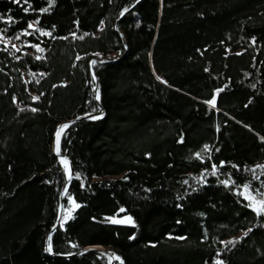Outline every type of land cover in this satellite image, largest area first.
Instances as JSON below:
<instances>
[{"label": "trees", "instance_id": "16d2710c", "mask_svg": "<svg viewBox=\"0 0 264 264\" xmlns=\"http://www.w3.org/2000/svg\"><path fill=\"white\" fill-rule=\"evenodd\" d=\"M0 17V264H264L241 191L264 197V0H0ZM58 154L79 207L53 228Z\"/></svg>", "mask_w": 264, "mask_h": 264}, {"label": "snow or ice", "instance_id": "6c2138e0", "mask_svg": "<svg viewBox=\"0 0 264 264\" xmlns=\"http://www.w3.org/2000/svg\"><path fill=\"white\" fill-rule=\"evenodd\" d=\"M13 2L19 3V0H13ZM28 10H29L28 8L24 9L25 12H27ZM39 11L43 12V11H47V9H40ZM2 18L3 17H0V19H2ZM11 19H12L11 17H8V20L11 21ZM32 26H33L32 23H29V27H32ZM93 63H95V62H93ZM93 79L95 80V76H93ZM157 79H160V77H157ZM217 91H220V90L218 89ZM33 99H38V97H33ZM97 99H99V96H97ZM214 100H215V98L213 97V100L206 101V103L213 104ZM65 127H67V124H63V125L59 126V128L57 130V137H59L60 129L65 128ZM205 148H207V145H205ZM63 159L64 158H62V160ZM221 163H224V162L222 161ZM260 167H264V166H260ZM213 168L215 169V165H213ZM65 171L66 172L68 171L66 161H65ZM225 183H227V182H225ZM247 187H248L247 185L244 186L246 199L252 201V203H249L248 207L252 208L254 211H256L257 214L264 213V200H255L254 197H252L251 195H247ZM61 195H64V193H61ZM68 199H69V203L72 205V207L68 210V214L65 216V219H67L68 216L71 215L72 210H74L76 207H79V205L75 203V201L72 199V197H68ZM108 219L111 220L112 218L109 217ZM112 222L113 223H126V224L134 223V221L132 220V218L130 216L125 217L123 220H113ZM46 251H51V247L49 246L48 248H46ZM112 257H114L117 260L120 259V257L115 256V254H112ZM121 264H122V262H121ZM217 264H223V262L218 261Z\"/></svg>", "mask_w": 264, "mask_h": 264}, {"label": "water", "instance_id": "95a60500", "mask_svg": "<svg viewBox=\"0 0 264 264\" xmlns=\"http://www.w3.org/2000/svg\"><path fill=\"white\" fill-rule=\"evenodd\" d=\"M118 21H119V18H117L116 22H115V29H117V24H118ZM96 62H99V61H96ZM91 66L93 67V62H91ZM96 90H97V80L95 82V85H94V96L96 95ZM215 100H214V103L211 104L212 106H215L216 105V97L214 96ZM96 100V98H95ZM213 100V98L211 99ZM96 102L98 103V101L96 100ZM98 106H99V110L97 112H94V113H90L88 114L86 117H93V116H97V115H100L102 112H103V108L102 106L98 103ZM84 118V117H83ZM79 118H75V119H72V120H68V121H65V122H62L61 124H59L56 128H55V131H54V136H53V140H52V150L55 149V146H56V140H57V130L59 128L60 125H63V124H67V123H71L73 121H77ZM58 156L62 159L64 158L67 162H68V166H69V177L67 179V181L61 186V189H60V207H59V212H58V217H57V220H56V223L54 225L53 228H55L61 221V218H62V214H63V196L61 195V193H64V190H65V186L67 184V182L69 181L70 177L72 176L73 174V168H72V163H71V160L64 156V155H59ZM125 217L124 216H119V217H112L111 220H108L106 223L108 224H112V225H120V224H124V223H113L112 221L113 220H123ZM88 249H100L102 250V247H99V246H86L84 248V250H88ZM112 264V261L111 263Z\"/></svg>", "mask_w": 264, "mask_h": 264}, {"label": "rangeland", "instance_id": "374dc122", "mask_svg": "<svg viewBox=\"0 0 264 264\" xmlns=\"http://www.w3.org/2000/svg\"><path fill=\"white\" fill-rule=\"evenodd\" d=\"M0 41H3L4 43H11V42H9L7 39H5V38H3V37H1L0 36ZM64 162V164H65V160L63 161ZM242 193H243V195H244V197L246 198V196H245V188H243L242 190ZM247 195H251L252 197H254V199L255 200H264V197H262V196H259V195H257V194H254V193H252L250 190H248L247 189ZM249 203H252V201H250V200H248V199H246ZM72 207V205L69 203V205H68V207L67 208H63V214H62V218H61V223H63V222H65L70 216H68V218L67 219H65V216L68 214V210L70 209ZM75 210V209H74ZM74 210H72L71 211V214L73 213V211ZM100 247V246H99Z\"/></svg>", "mask_w": 264, "mask_h": 264}, {"label": "bare ground", "instance_id": "6f19581e", "mask_svg": "<svg viewBox=\"0 0 264 264\" xmlns=\"http://www.w3.org/2000/svg\"><path fill=\"white\" fill-rule=\"evenodd\" d=\"M60 132V131H59Z\"/></svg>", "mask_w": 264, "mask_h": 264}]
</instances>
